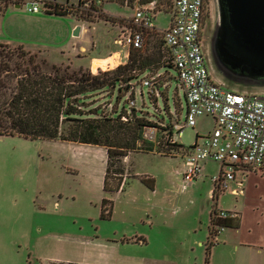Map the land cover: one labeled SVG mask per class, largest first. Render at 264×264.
<instances>
[{
  "label": "rangeland",
  "instance_id": "rangeland-1",
  "mask_svg": "<svg viewBox=\"0 0 264 264\" xmlns=\"http://www.w3.org/2000/svg\"><path fill=\"white\" fill-rule=\"evenodd\" d=\"M60 1L53 2L60 7L67 2L75 6L79 3ZM16 2L0 0V44L7 49L22 46L46 71H51L54 62H65L66 66L72 61L71 70L83 68L93 73L118 66L114 57L93 56L127 48L114 46L113 40L126 31L127 19L137 5L104 0L100 8L117 20L98 19L96 13L94 21H79L70 13L48 14V5L43 11L32 13L16 7ZM208 3L209 17L204 29L206 51L212 56L219 6L217 0ZM167 7L172 8L171 0L157 11L155 22L159 28H165L172 17ZM77 23L95 28L90 34L83 30L75 36L73 26ZM90 35L97 39V47L83 55L85 58L77 57L81 51L74 46H88ZM210 70L215 81H229L236 90L264 92V85L244 76L226 75L213 60ZM161 71L166 72L163 79L169 80L168 87L162 88L164 96L160 95L156 104L144 87V96L137 90L134 107L143 108L146 119L157 124V139L150 140L144 134L137 150L119 156L123 167L119 190L103 188L108 159L107 147L103 145L0 136V264H152L151 257L156 259L153 264H264V254L256 249L236 248V239H252L247 233L234 234L237 232L229 227L220 235L219 243L212 242L211 253L207 252L214 207L239 209L246 227L264 225V169L249 171L246 179L237 171L236 179L212 196L209 177L218 171V164L209 162L202 181L191 190H183L180 170L185 160L182 155L167 151L164 142L168 131L164 126L170 129L172 123L185 122L186 99L177 86L176 70L164 67ZM129 98L133 97L126 89L106 88L86 95L84 109L99 108L101 115L112 116L124 108L131 109ZM197 121L195 128L184 129L180 139L183 145H192L198 130L206 133L213 127L212 116H200ZM116 167L110 172L111 186L120 181L121 175L113 172ZM232 188H238L239 193ZM104 198L113 205L106 216H102ZM227 232L234 235L228 236V241L222 238ZM141 238L146 242H140Z\"/></svg>",
  "mask_w": 264,
  "mask_h": 264
},
{
  "label": "trees",
  "instance_id": "trees-1",
  "mask_svg": "<svg viewBox=\"0 0 264 264\" xmlns=\"http://www.w3.org/2000/svg\"><path fill=\"white\" fill-rule=\"evenodd\" d=\"M103 1L79 0L76 6L67 2L66 6L62 4L61 7L59 3L51 2L46 12L61 15L70 13L75 15L76 20L87 19L88 21H94L95 14L98 13V19L117 20L106 15L104 9L100 8ZM107 1L134 6L137 2V0ZM170 7L167 8L172 13ZM207 13L205 26L209 17ZM203 34L206 37V29ZM0 45L2 46L0 47V136L18 135L31 139H61L103 145L107 147L108 152L103 188L119 190L123 183V167L119 156H126L128 151L137 150L139 142L144 139V129L157 124L146 119L142 114L143 108L136 109L135 106L129 110L124 108L112 116L101 115L99 108L84 109L86 102L84 97L90 93L117 86L119 91L123 89L127 91L129 82L140 80L139 77L146 71L155 73L164 67H173L171 50L164 43L163 33L146 30L143 47L131 48L127 61L114 68L100 70L98 73L83 68L71 70L70 67L74 65L72 61H69L71 66H64L65 62L60 64L54 62L51 71H46L22 46L18 49H7L6 45ZM77 57L85 58L83 55ZM165 73L163 77L166 76ZM167 81L169 85V80ZM163 82L156 84L160 88V94L148 92L151 98H155L156 104L158 97L164 96L165 92H162V88L168 87V85L163 87ZM221 83L236 90L229 81ZM256 84L264 85V78L257 79ZM144 94L143 92V96ZM131 96L134 97V94ZM164 127L168 131L164 143L168 146L166 149L169 154L175 156L188 152L191 145L185 146L171 141L173 125L171 124L170 129L168 126ZM114 167H116L113 171L115 176L120 174L121 177L116 186H111L110 172ZM143 180L151 182L150 178ZM108 204L109 209H107ZM112 206V201L104 198L102 216H106L107 212L110 214ZM215 210L214 207L210 213L211 224L232 228L240 226V215L218 220L212 217ZM213 245L211 242L207 246L208 253H211Z\"/></svg>",
  "mask_w": 264,
  "mask_h": 264
},
{
  "label": "built area",
  "instance_id": "built-area-1",
  "mask_svg": "<svg viewBox=\"0 0 264 264\" xmlns=\"http://www.w3.org/2000/svg\"><path fill=\"white\" fill-rule=\"evenodd\" d=\"M53 1L57 0H20V4L29 12L39 13ZM136 4L134 13L127 19L126 31L117 38V43L127 47L130 53L131 48L144 46L146 30L163 33L164 43L171 50L177 86L181 87L186 99L185 122L172 123L171 141L181 143L184 129L195 128L198 117L212 116L215 119V126L209 134L201 138L197 132L200 137L189 151L178 154L185 160V166L180 170L183 186L192 187L208 162L218 164V171L209 177L213 192L226 189L236 179L237 171L243 173L263 167L264 92L233 90L212 77L203 47L208 0H172L173 20L165 29H158L155 22L157 11L164 7L161 0H137ZM163 74L162 71H146L139 77L141 83L130 81L127 92L134 94L129 98L130 107L136 105L137 90L142 96L144 87L147 92L160 94L156 84L164 81L162 86L168 85ZM157 130L155 125L147 126L145 137L156 141ZM232 191L239 193L240 190L232 188ZM238 214V211L221 208L216 209L212 217L219 220ZM226 228L212 224L211 242L217 243L218 236Z\"/></svg>",
  "mask_w": 264,
  "mask_h": 264
},
{
  "label": "water",
  "instance_id": "water-1",
  "mask_svg": "<svg viewBox=\"0 0 264 264\" xmlns=\"http://www.w3.org/2000/svg\"><path fill=\"white\" fill-rule=\"evenodd\" d=\"M217 2L219 19L211 44L215 62L226 75L244 76L257 83L264 78V0ZM81 28V24L76 26L75 36Z\"/></svg>",
  "mask_w": 264,
  "mask_h": 264
},
{
  "label": "crops",
  "instance_id": "crops-1",
  "mask_svg": "<svg viewBox=\"0 0 264 264\" xmlns=\"http://www.w3.org/2000/svg\"><path fill=\"white\" fill-rule=\"evenodd\" d=\"M57 1L58 2H61L60 0H57ZM165 1L166 0H161V2H162V4H163L164 7H165ZM129 17H130V15H129ZM172 20H173V17H171L170 22H168V25L165 28H167L171 24ZM78 24H81V26H82L81 33H82L83 30H85L86 33H89L90 34L92 32L91 29L92 28L93 29L95 28V26H92L91 29H88L89 27L87 25L83 24V23H77V24H75L73 26V28L75 26H77ZM156 26H157V23H156ZM157 28L158 29H165V28H159L158 26H157ZM120 30H121V28H120ZM81 33H80V35H81ZM119 36H120V34H117L116 37L114 38V40H113L114 46H117L118 45L117 38ZM90 37L92 39H91V42H90V44L88 46L85 47V46L79 45L78 48H76L74 46V49H77V51L78 50L81 51V53H80L81 55H86L88 52L90 53L91 51L95 50V48L97 47V39L94 37V35H90ZM118 46H120V45H118ZM128 55H129V50L127 48L126 49L125 48H120V49H115L113 51H110L109 54H106V55H94L93 57L94 58L95 57H97V58L114 57L115 60H118L119 61L116 64V65H118L120 63H124L125 61H127ZM108 64H109V62L106 65H108ZM99 67H102V66H99ZM197 124H198V121H197ZM214 126H215V119L213 118V127ZM213 127L211 129H209V131H207L206 133H203L200 130H198L197 132L201 135V138H202L203 136H206L207 134H209L212 131ZM206 165H205V169H206ZM260 169H264V167L263 168H260ZM260 169H258V170H260ZM249 171L251 172L253 170H248V171L242 173L244 179L247 178ZM105 172H106V170H105ZM104 177H105V175H104ZM200 181H202L201 177L196 180L195 184L192 187H188V188L184 187L183 186V183H182L181 188L183 190H186V191L187 190H191L194 187H196V184L198 182H200ZM213 191L214 190L211 188L210 189V193L212 194V196L214 194ZM228 210H231V209H228ZM233 210L238 211L239 212V215H240V218H241L240 226L237 227V228H233V230H235V232H237V233H234V234L247 233L248 234V237H250L252 239V240H250V239H246V240H244V239H240V240L236 239L235 241H233V244L236 246V248H239V246H248V247H251V248L256 249L258 251V253L264 254V225H262L261 223H259V227L257 226L258 229H257V227H252L251 225H248L246 227V224H245V221H244V217L241 215L240 210L237 209V208H234ZM229 228H232V227H229ZM225 232H226V230H225ZM223 233H224V230L220 233V235L223 234ZM226 234L227 235H224L222 237L223 239L226 238V241H228V239H227L228 236H234V235H232V233H229V232H227ZM220 235L218 236V241H217L218 243L220 242ZM140 242H142V243L144 242L145 243L146 242V239L141 238ZM215 244H217V243H215ZM154 260H156L154 257L149 258V262H152V264H153ZM84 263H86V264H102V263L89 262V261H85ZM111 264H113V263H111Z\"/></svg>",
  "mask_w": 264,
  "mask_h": 264
},
{
  "label": "flooded vegetation",
  "instance_id": "flooded-vegetation-1",
  "mask_svg": "<svg viewBox=\"0 0 264 264\" xmlns=\"http://www.w3.org/2000/svg\"><path fill=\"white\" fill-rule=\"evenodd\" d=\"M17 4H20V0H17L15 6H16ZM20 5H21V4H20ZM205 38H206V37L204 36V39H203V47H204V51H205V59H206L207 64H208L210 67H212V60L215 61V57H214V55H213V53H212L211 48H210V50H211V54H212V56H209V55L207 54V51H206V45H207V43H206Z\"/></svg>",
  "mask_w": 264,
  "mask_h": 264
}]
</instances>
